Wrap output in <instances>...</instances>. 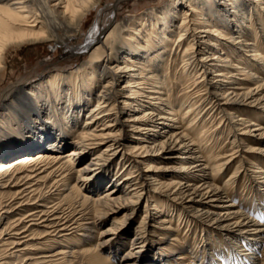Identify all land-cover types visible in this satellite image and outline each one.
I'll return each mask as SVG.
<instances>
[{
    "label": "bare ground",
    "instance_id": "1",
    "mask_svg": "<svg viewBox=\"0 0 264 264\" xmlns=\"http://www.w3.org/2000/svg\"><path fill=\"white\" fill-rule=\"evenodd\" d=\"M102 1L0 0V74L7 54L24 45L44 41L52 42L53 48L68 45ZM146 8L116 28L127 39L122 36L124 42L111 51L110 66L89 58L75 68L42 76L43 84L38 82L41 79L29 85L19 81L0 96V132L12 133L0 147V264L16 260L15 253H24L22 264H72L67 257L74 248L80 249L88 264H179L178 260L184 261L183 251L199 254L201 262L209 264L216 260L212 254L225 251L238 258L225 264H252L257 257L264 264V249L257 251L264 241V179L255 183L257 175H240L237 169L246 159L240 154L246 148L251 166H257L254 173L264 174V76H258L264 73V56L258 52L260 44L264 47V0H163L159 8ZM222 23H226L224 33L219 30ZM176 58L182 73L194 72L199 79L188 100H197L196 108L209 101L189 127L202 128L206 118L217 112L215 119L232 127L228 138L237 147L234 153L224 157L222 147L212 148L226 125L216 127L217 133L209 139H201L205 129L198 137L179 132L167 122L177 114L174 108L185 104L174 102L167 111L159 107L164 100L167 108L173 107L167 97L146 94L147 89L157 93V85L163 88L155 77L160 76L165 59L173 64ZM120 77L125 79L123 93H113L110 81L102 84L106 78ZM140 97L156 101L147 104ZM117 99L138 114L116 107ZM243 105L254 107L247 111L241 109ZM196 108L190 106L185 115ZM106 120L111 123L105 126ZM113 124L120 133L130 127L136 135L138 142L132 149L149 162L145 170L154 172L143 175L146 185L139 182L142 174L128 164L121 168L123 178L115 174L114 166L122 162L119 151L134 141L115 134L110 129ZM79 127L75 141L69 143L70 133ZM100 145L104 156L96 155ZM202 160L206 163L200 165ZM235 161L239 164L219 186L222 171ZM159 172L168 173V183L159 182ZM162 187L167 197L182 202L185 214L206 221L222 234L190 227L182 211H171L170 205L163 204L167 207L161 206V214L167 219L162 224L182 220V227L175 230L182 232V240L173 238L172 246L188 242L190 249L168 248L146 257L148 246L139 227L129 236L128 251L117 257L127 234L121 228L128 223L125 219ZM237 192L258 193L262 200L235 201ZM213 207L220 209L216 212ZM19 224L24 225L21 231ZM218 264H223L222 259Z\"/></svg>",
    "mask_w": 264,
    "mask_h": 264
},
{
    "label": "rangeland",
    "instance_id": "2",
    "mask_svg": "<svg viewBox=\"0 0 264 264\" xmlns=\"http://www.w3.org/2000/svg\"><path fill=\"white\" fill-rule=\"evenodd\" d=\"M162 1L163 0H103L97 7L94 8V10L84 20L79 33L70 41L68 45L58 46V47L53 48L52 42L44 41V42H39L35 44L24 45L20 47L19 49H17L16 51H11L6 56L5 65H4V68L1 70V74H0V96L4 94L9 87L17 84V82L19 83V81L20 82L26 81L27 82L26 85H29L30 83L36 82L39 79H41V81L39 80L38 82H41L43 84L45 80L42 76L55 75L56 73H59L60 71H65L71 68H75L82 61H87L89 58H92L93 61L97 63H104L106 61L104 63L105 66L107 67L110 66L109 64L110 62H108V58L111 55L110 54L111 51L117 48L121 43L124 42L122 40V36H124L125 39H127V34L124 33V31L122 30H121V33L120 32L116 33V28L117 27L119 28L121 26V23L124 21V19L128 17L129 15H132L131 17H137V15L140 12H143V11L146 12V10H148V8L146 7H150V6L152 8L161 7ZM250 1L251 0H249V2ZM182 5L184 7L185 3L182 2ZM184 10H186V8H184ZM179 23H180L179 20H176L175 24L178 25ZM119 24L120 26H118ZM224 24L226 23H222L219 29L223 33L226 30L225 29L226 26ZM245 24L247 23H244V25ZM89 39H91L90 41L91 43L90 45H87V41ZM175 39L176 38L174 35L173 38L171 39V43L174 42ZM112 40L113 42H111ZM208 43L209 42L204 44V47H206V49L209 48ZM225 43L226 41H222L220 45L224 46ZM260 45L261 46L260 48H258V52L261 56H264V47L262 44ZM167 63L169 66H167ZM180 66H181V61L179 58H176L173 64H171L170 60L168 61L167 59H165L163 61L161 69L159 70L160 76H158L157 74V76L155 77V83H162L163 88L160 89V86L157 85L156 89H154L157 93H153V92L150 93L149 91L152 89H147L146 94L148 96H159L162 99H165V97H167V99L172 102L171 105L173 107L167 108L168 105L164 103L165 100L162 101V103L159 106L162 109L167 110V111H171L174 108V102L176 103L178 101L180 103L185 104L181 106L180 109H178L176 106V108H174V112L177 111V114L174 116H169L170 119L172 120H169L167 122L171 125V127H174L179 132L180 131L191 132L192 134L194 133L198 137L202 133L201 130L205 129V132L203 133L204 136H202L201 139H204L203 137H206V139H209L210 136H214L217 133V131H214L216 127L223 129V125H226V128H224V130L222 131V134L220 135L221 139L218 142H216L212 148L215 150H219V148L222 147L221 151L224 157L226 155L234 153V151L237 150V147L233 146L234 143L231 144V139L228 138V135L230 134L229 131L230 130L232 131L231 129L232 127L228 123H224V122L220 123V120L215 119V117L217 116L216 114L217 112L215 114L212 113L213 115L211 118H209V116L206 118L205 122H203V124L201 125L202 128H199L198 127L199 125L189 127L190 122L194 119V117H196L197 111L201 112L202 109L205 106H207L209 101L203 102L196 108L198 101L188 100L190 96L189 94L191 93L192 89H194V87L197 85L196 83L199 79H195L194 72L190 71L188 75H186V73H182V69H180ZM222 66H225V64H222ZM167 72L168 74L166 75ZM258 76L262 78L264 76V73H260L258 74ZM243 77L244 76H240V78H243ZM108 81H110V87L112 88L111 90L113 93L118 94V93H123L125 91L122 89V85L125 82L124 78L120 77L119 79H116L113 81L110 80L109 78H106L102 81V84H106ZM249 84H253V82L251 81L249 82ZM139 99L147 102V104L152 103V101H156V100H149L146 97L145 98L140 97ZM119 102H120V99H117L115 103L117 104L116 107H121L125 109L127 113L128 112L135 113V114L137 113L136 110H134V107L126 108L124 105L120 104ZM190 106L193 108H196L197 110L191 112L190 114L185 115L186 110L190 108ZM240 107L241 109L246 108L245 110L248 111L252 109L254 106L245 107L243 105ZM144 109H148V108L146 107ZM239 115L240 117H242L241 112ZM1 117L2 115H0V124L3 121V117L2 118ZM174 121H178V123H175ZM12 122L14 123L15 121L12 120ZM82 122H83V119L81 118L78 122V126H81ZM108 123H111V122L106 120L103 122V125L106 126ZM116 126H117L116 124H113V126H110L111 127L110 129H113V132H115V134H121L120 138L124 140L131 139L134 142H130V145H128V147L122 148L119 151L118 154L123 155L121 157L122 162L118 167L114 166L113 170L115 174L116 172L120 173L123 165L128 164L130 165V169L132 171H138L142 174L141 177L139 178V182L142 183L144 182V178H145L143 175L154 174V172L152 171L147 172L145 170L149 162L144 161L143 158L136 156L135 150L132 149L136 141L138 142V140H134L136 135H133V132L131 131L130 127H127L126 129H124V132L120 133L119 131H116L117 130ZM186 127H189V129L185 130ZM79 132H80V127L74 128L73 131L70 133V136L67 138L68 142L69 143L74 142ZM5 133L0 132V147L4 145V142L6 141L3 138L6 135L8 137L12 134L11 132H8V131H5ZM205 135H208V136H205ZM225 141H227L228 144L226 143L224 144ZM242 142H244L245 144H250L247 141H242ZM102 148H104V146L100 145L96 155L97 154L98 156L105 155V154L103 155L100 152ZM65 149L66 148H63L62 151H64ZM245 150L246 148H243L242 152L240 153L246 159L240 162L241 165H239V167L237 168L238 173L240 175L246 174L249 177H252V175H257V178H255L256 180L255 183H259L262 179H264L262 178L264 174L254 173L255 172L254 170H257L256 168L257 166L256 167L254 166L255 168L251 166L250 164L251 157H248L251 154L245 153ZM181 153L182 152H180L179 154ZM20 155L22 154H19L18 156ZM179 156L180 155H177L175 157V160H173L172 163H176ZM247 157L249 159H247ZM204 163H206V161L202 160L200 162V165ZM238 164L239 162L235 161L231 165L227 166V169L222 171L221 176L218 178L219 186L225 183L226 177L234 171V167L237 166ZM263 169H264V166H263ZM159 174H160V179H161L159 182L168 183V181L166 180L167 179L166 176L168 175V173L159 172ZM119 175H120V179L125 176L124 173L122 172ZM73 181L74 180L71 179L69 180V183H71L72 185ZM101 191L102 189L99 192L102 193ZM164 191H165V188L162 187L157 192L152 193L151 194L152 197L150 196L140 201L138 203V206H139L138 210L130 218L125 219V220H128V223L126 225L121 226V228H123L122 231H125V233L127 234L122 239L123 244L120 247L119 251L117 252V257L118 256L120 257L123 253L128 251L129 236L134 229L139 228V227L141 231H143V234L145 235V243L148 246V248L145 250V253H144L145 256L147 255L149 257H153L155 255L154 252L156 251L158 252L159 250L161 251V253L162 252L164 253L168 251V248L174 249L172 251H175L177 248H179L180 251H183L182 249H190L189 247L190 244L188 242L176 248L172 246L171 243H172L173 238L182 240L181 238L182 232H179L178 234L175 232L176 229H179L182 227L181 226L182 220L180 219V221H178L177 223L174 221L172 223L170 222L171 225H168L167 223L162 224L161 222L162 219H165V218L167 219V217H165L164 214H161V212H163V210H161V206H163V204L170 205L171 207H168V208H170L171 211L174 210V208L175 209L178 208V210L182 211L184 218L188 220L186 221L189 223V226L192 228L193 227L203 228L205 232L208 230H212L215 233L220 232L215 227L209 226V224L206 221H202L196 217L190 216L189 214H185L181 208L182 202L178 199L167 197L164 194L165 193ZM223 196L224 195L221 194V197ZM238 199L239 200L247 199L248 202L256 204L258 200H262V197L258 195V193L250 194V195L246 194V196H244V194L241 195L240 193L237 192L233 200L237 201ZM0 200H2L1 196H0ZM220 202H222V200ZM220 202L219 204L217 203L218 206L222 205V203ZM163 207H167V206H163ZM248 208H250V206H248ZM157 209L159 210V212H157ZM213 209L217 212L218 209L220 208L213 207ZM123 220L124 219L120 221L121 224L125 221ZM168 220H170V218H168ZM23 226L24 225L19 224L17 226L18 230L21 231L23 229ZM105 227H106V224L104 223L101 229H104ZM220 233L222 234V232ZM188 239L190 238H187V240ZM198 239L199 238H197L196 240L198 241ZM41 247L43 248V246ZM210 248H209V251L211 250ZM262 249H264L263 240L259 242V245L257 246V251H261ZM72 251H73V254H71L69 258L67 257V259L70 260L72 264H88L87 257L80 251V249L74 248L72 249ZM183 252L185 253L184 254L185 257L183 258L184 261L178 260L177 262H179V264H198L199 262H200L199 264H209L208 261L201 262L199 254L192 253V252L186 253L185 251ZM225 252L220 255L219 254L216 255L215 253L212 254L213 259L219 260V261H216V260L213 261V264H218L221 259H222L223 264H225L226 260L229 261L231 259H238L234 253L232 254L230 252H227V253ZM210 253L212 252L210 251ZM2 254L3 253L0 252V256ZM15 254L16 256H18L17 259L16 260L6 259L5 261L6 264L7 263H10V264H22L23 263L22 260H23V257H25L24 253H15ZM2 262L4 263V261ZM259 263H260V257L254 258V261L252 262V264H259Z\"/></svg>",
    "mask_w": 264,
    "mask_h": 264
},
{
    "label": "snow or ice",
    "instance_id": "3",
    "mask_svg": "<svg viewBox=\"0 0 264 264\" xmlns=\"http://www.w3.org/2000/svg\"><path fill=\"white\" fill-rule=\"evenodd\" d=\"M262 222H264V217H261Z\"/></svg>",
    "mask_w": 264,
    "mask_h": 264
}]
</instances>
